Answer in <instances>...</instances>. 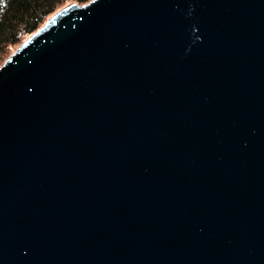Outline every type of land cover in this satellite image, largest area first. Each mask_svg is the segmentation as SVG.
Instances as JSON below:
<instances>
[{"label":"water","instance_id":"1","mask_svg":"<svg viewBox=\"0 0 264 264\" xmlns=\"http://www.w3.org/2000/svg\"><path fill=\"white\" fill-rule=\"evenodd\" d=\"M0 264H264V0L72 2L21 41Z\"/></svg>","mask_w":264,"mask_h":264},{"label":"trees","instance_id":"2","mask_svg":"<svg viewBox=\"0 0 264 264\" xmlns=\"http://www.w3.org/2000/svg\"><path fill=\"white\" fill-rule=\"evenodd\" d=\"M90 0H0V63L9 48L36 31L61 7Z\"/></svg>","mask_w":264,"mask_h":264},{"label":"rangeland","instance_id":"3","mask_svg":"<svg viewBox=\"0 0 264 264\" xmlns=\"http://www.w3.org/2000/svg\"><path fill=\"white\" fill-rule=\"evenodd\" d=\"M61 8H62V7H61ZM16 46H17V45H15V46L9 48L8 55H9L11 52H13V50L16 48ZM8 55H7V56H8ZM7 56H6V57H7ZM3 61H4V60H3ZM3 61H2V62H3ZM2 62L0 63V65L2 64Z\"/></svg>","mask_w":264,"mask_h":264}]
</instances>
